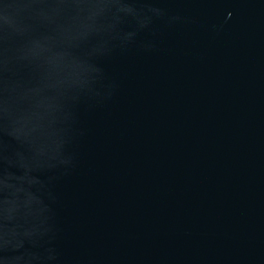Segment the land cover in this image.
<instances>
[{
  "label": "water",
  "instance_id": "water-1",
  "mask_svg": "<svg viewBox=\"0 0 264 264\" xmlns=\"http://www.w3.org/2000/svg\"><path fill=\"white\" fill-rule=\"evenodd\" d=\"M0 264H264V0H0Z\"/></svg>",
  "mask_w": 264,
  "mask_h": 264
}]
</instances>
